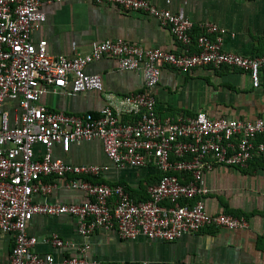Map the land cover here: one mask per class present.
Wrapping results in <instances>:
<instances>
[{"label":"built area","instance_id":"1","mask_svg":"<svg viewBox=\"0 0 264 264\" xmlns=\"http://www.w3.org/2000/svg\"><path fill=\"white\" fill-rule=\"evenodd\" d=\"M61 1L0 0V232L12 239L4 264H120L87 256L88 238L96 229L114 230L122 240L144 235L170 241L208 227L248 228L243 215L207 211L204 198L210 189L203 173L214 164L245 167L264 158V116L211 117L198 110L161 120L153 89L161 65L234 67L246 71L257 87L264 54L225 50L224 27L204 21L194 33L190 18L152 0L92 1L150 14L169 31L177 50L105 38L92 41L85 52L52 54L45 39L33 43L30 33L46 19L42 4ZM103 56L114 57L120 69L141 71L142 88L109 98L95 113L71 114L44 103L46 94L101 91L100 75L84 68ZM92 139L101 141L108 163H75L53 153L56 144L68 151L72 143ZM146 166L159 175L142 200L121 183L97 180L110 168ZM58 188L77 190L82 198L48 201ZM63 214L75 219L80 241L56 231L42 237L27 231L33 215ZM37 243L54 252L36 251Z\"/></svg>","mask_w":264,"mask_h":264},{"label":"crops","instance_id":"2","mask_svg":"<svg viewBox=\"0 0 264 264\" xmlns=\"http://www.w3.org/2000/svg\"><path fill=\"white\" fill-rule=\"evenodd\" d=\"M160 7L178 12L194 22H214L225 28L223 48L248 56L264 54V0H152ZM45 21L30 33L36 43L47 41L52 54L85 52L94 40L122 38L145 47L177 50L178 44L155 18L141 10L124 11L112 3L92 0H63L44 3ZM86 73L99 74L102 90L60 92L43 96L53 109L71 114L97 112L109 98L142 88L141 71L120 69L114 57L103 56L86 64ZM155 110L161 120L188 116L204 110L211 117L255 118L264 116V66L260 84L252 86L249 74L234 67L210 65L180 70L161 65L153 89ZM38 148V146H37ZM53 153L66 161L105 164L108 159L98 139L72 143L68 151L58 144ZM153 166L110 168L97 178L123 184L135 199L147 198V186L158 178ZM210 191L205 195L207 211H225L247 218L248 228L208 227L170 240L139 235L122 240L114 230L96 229L88 238L89 258L120 264H264V158L245 167L214 164L203 173ZM36 200L42 197L35 195ZM77 190L55 189L46 198L78 202ZM27 231L37 237L56 231L74 242L81 240L70 215H33ZM11 236L0 232V264L8 259ZM38 252H54L48 244L37 243Z\"/></svg>","mask_w":264,"mask_h":264}]
</instances>
